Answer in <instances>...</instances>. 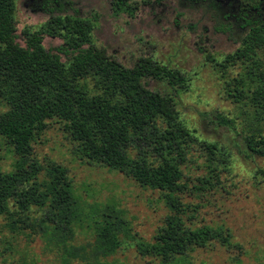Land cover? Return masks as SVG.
<instances>
[{
	"label": "trees",
	"instance_id": "obj_1",
	"mask_svg": "<svg viewBox=\"0 0 264 264\" xmlns=\"http://www.w3.org/2000/svg\"><path fill=\"white\" fill-rule=\"evenodd\" d=\"M209 1L223 18L218 30L238 32L239 46L226 61L247 62L229 95L245 100L256 121L264 125V0ZM109 2L116 14L131 15L135 10V0ZM14 12V0H0V107L4 108L0 138L15 155L9 170L0 166V216L20 215L19 220L28 222L46 247L57 253L59 264L75 260L108 264L105 258L126 241L159 264L182 263L190 252L211 242L227 250L241 249L229 228L189 223L196 206L185 204L183 194L192 189L200 193L212 185L227 168L229 152L220 142L203 139L181 119L177 101L189 80L184 72L151 55L125 66L92 42L93 20L80 15L51 14L40 29H22L25 45L21 46L16 42ZM44 35L59 36L63 42L55 50L46 49ZM149 81L165 88H150ZM214 118L218 125L234 124L222 112ZM50 119L63 123L80 158L159 191L171 213L152 240L138 237L121 211L83 205L64 166L55 162L43 166L33 156L32 142ZM244 143L246 155L264 158V132L246 135ZM194 153L205 156L206 173L190 181L183 168ZM34 209L41 213L31 217ZM10 221L14 228L15 220ZM79 233H88L92 240L76 243Z\"/></svg>",
	"mask_w": 264,
	"mask_h": 264
},
{
	"label": "rangeland",
	"instance_id": "obj_2",
	"mask_svg": "<svg viewBox=\"0 0 264 264\" xmlns=\"http://www.w3.org/2000/svg\"><path fill=\"white\" fill-rule=\"evenodd\" d=\"M14 3L16 42L21 46L25 45L22 29H40L51 14L80 15L93 20L92 42L125 66H131L139 56L151 55L184 72L189 80L177 101L181 119L203 139L216 140L229 152L227 168L212 185L200 193L192 189L183 194L185 204L190 208L196 206L189 213L192 215L189 223L227 227L241 249L227 250L211 242L190 252L182 263L174 264H264V158L246 155L244 143L246 135L264 132V125L256 121L245 100L229 95L234 94L235 78L244 74L247 62L226 61L239 46L238 32L226 34L218 30L223 18L210 1L135 0L131 15L114 13L109 0H14ZM62 42L59 36L44 35L42 44L55 50ZM60 55L66 59L63 53ZM148 85L165 88L155 81H149ZM218 112L232 118L233 126L218 125L214 118ZM47 122L46 129L32 142L33 156L43 166L51 162L64 166L83 205L110 206L121 211L138 237L152 240L171 213L159 191L140 186L120 171L80 158L63 123L56 119ZM14 159L13 151L0 138L1 168L9 170ZM204 165L205 156L194 153L187 169L183 168L186 179L192 181L206 173ZM9 206L14 212L12 201ZM40 213L34 209L30 216ZM11 219L15 220L14 228L10 227ZM19 219L17 214L0 216V264H59L57 253L46 247L36 229ZM91 240L88 233L76 236L79 244ZM105 261L159 264L157 259L141 256L131 241L123 243ZM71 264L85 263L75 260Z\"/></svg>",
	"mask_w": 264,
	"mask_h": 264
}]
</instances>
